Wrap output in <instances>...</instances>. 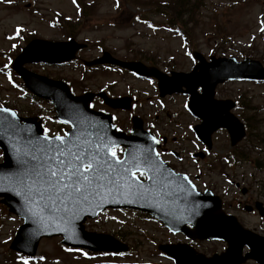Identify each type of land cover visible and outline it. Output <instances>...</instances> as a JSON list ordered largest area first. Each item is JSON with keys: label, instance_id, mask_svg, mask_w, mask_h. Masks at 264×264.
<instances>
[{"label": "rangeland", "instance_id": "obj_1", "mask_svg": "<svg viewBox=\"0 0 264 264\" xmlns=\"http://www.w3.org/2000/svg\"><path fill=\"white\" fill-rule=\"evenodd\" d=\"M78 1L82 10L72 0H2L0 3V106L14 110L22 117H44L42 123L51 131L49 134L59 130L51 119L54 116L51 106L29 101L15 84V80H19L12 78L13 85L8 79L10 74L6 65L9 57L16 47L23 45L22 38L27 32L32 35L30 37L49 41H62L71 34L78 42L87 44L88 49L79 55L83 60L98 57L106 50L118 59L138 60L165 73L189 72L193 65L189 49L200 52L206 59L213 55L242 60L246 55L264 65V0H183L185 2L179 7L175 0H120L119 8H116L115 0ZM162 12L166 14L162 15ZM54 13L67 18L70 30L50 26ZM168 21L181 27L189 43H183L168 31L164 25ZM19 35H22L21 39ZM27 67L37 74L68 81L75 94L98 92L109 84L112 85L108 88L112 95H131L135 108L128 112L110 111L101 106L99 100L94 102V108L111 113L115 125L125 132L130 128V116L140 117L146 127L166 138L164 148L167 152L210 153L209 158L199 164H193L186 155L183 164H179L188 174L198 177L196 184L200 189L212 188L219 194L223 186L226 187L224 176L231 175L247 190L241 199L250 203L252 198L264 204V146L254 148L253 144H246L251 137L242 141L232 151L244 153L248 161L230 169L220 158L230 152L227 133H213L211 148L206 151L189 129V125H196L199 121L188 114L184 96L160 99L155 82L114 71L83 73L75 65ZM215 97L234 101L233 114L248 119L264 140V84L229 82L217 87ZM214 155L218 157L217 163L207 164V160L212 162L211 156ZM235 213L244 227L264 231V220H259L257 215H248L241 210ZM19 225L20 221L0 204V264L22 262L8 261L13 258L8 249L9 240ZM85 227L90 232L121 235L123 242L134 250L133 256L126 259L132 264H171L162 256L153 254L157 243L168 242L173 237L159 224L140 215L108 212L97 220L88 221ZM199 248L203 253H216L221 244L205 243ZM61 249L59 238L41 240L37 249L39 260L34 264L124 263L122 259L112 257L87 261L76 253H65ZM41 256L44 259H40Z\"/></svg>", "mask_w": 264, "mask_h": 264}, {"label": "water", "instance_id": "obj_2", "mask_svg": "<svg viewBox=\"0 0 264 264\" xmlns=\"http://www.w3.org/2000/svg\"><path fill=\"white\" fill-rule=\"evenodd\" d=\"M69 45H72L69 52V56L62 57L61 59H55L46 54H51L50 50L69 49ZM77 46L72 43L69 44H55L44 41H35L30 44V47L24 50L15 63L14 69L18 72L21 78L25 81L26 86L34 91L36 82L41 79L32 74H29L25 70H22L21 65L26 62H61L69 60ZM61 51V50H59ZM195 56L199 59L200 63L194 67L189 74H172L171 79H167L162 74H159L154 69H148L140 64L130 63L121 64L130 70H134L139 74L146 76H156L159 79V87L161 96L165 94L164 87L167 80L177 81V87L173 91H181L180 87L186 88V93L190 95L189 108L191 112L200 117L203 122L196 127V133L200 139L209 144L210 134L219 127L226 128L233 142H236L243 136L242 126L237 120L228 114V110L232 107L229 102L219 103L212 100L213 90L216 84L228 79L229 75L234 73L229 70L237 71L240 75L251 76L258 79H264V70L260 68L257 62L246 60L242 63H236L233 59H212L211 63H205L200 56ZM102 62L115 61L106 59ZM116 63V62H115ZM246 67H251L258 71L257 73L248 74ZM197 70H199L197 72ZM29 78H31L29 80ZM33 81V82H31ZM48 82V81H47ZM50 85L56 87V90L62 92L63 97L68 99L70 103L77 104L80 107L83 115L88 114L86 107L90 101V95H85L80 98L71 97L68 93V89L61 83L50 82ZM201 87L202 93L198 95L196 88ZM54 90V89H52ZM171 92V91H169ZM57 112L61 113L60 109L63 108L62 102L56 99H52ZM112 102L110 100H107ZM8 111H0V147L4 151V162L0 165V187L9 188L7 177L18 170L16 164V146L19 149H24L29 144V141L33 143L39 142L40 144L46 143L42 137H40V129L38 123L34 120H23L16 116L9 115ZM82 118H85L82 116ZM106 122H109L108 116H101ZM20 122L25 123L20 126ZM72 124L75 127L79 126V121L74 120ZM105 133L106 137L108 132L111 131V127L107 126ZM135 130L139 131V125L134 127V135L131 137H124L122 134L114 135L119 137L121 142L127 144L129 153L127 158L132 156L141 157L145 152H152L150 146H142L137 142L135 136ZM74 132L70 136L74 137ZM123 139L130 142H124ZM163 172L166 180V186L161 189L160 186L153 185L149 180L144 182V187L148 189L147 193L138 195L135 193H129L127 189L122 191H114L111 194L104 193L101 196L93 198L86 204L76 208L66 218L60 220H52L50 217L45 216L43 220L40 217H32L25 211L24 203L21 197L15 195L13 191H0V197H3L1 201L9 207V211L18 214L24 219V225L19 228L17 236L12 243V249L21 251L23 253L33 255L36 251L37 243L43 236L61 235L64 238V242H70L69 237L76 245L84 246L85 243L93 241L105 240L107 243L112 241L104 236H95L93 234H87L83 231L82 222L86 217H94L98 211L105 207H132L145 210L148 212H162L170 216L165 223L169 226H183L185 222H192L195 227L194 232H189L183 227L181 230L191 238H213L220 237L228 243V249L225 254L214 256L210 259L203 258L200 255H195L192 251L187 254L174 253L166 251L168 254L175 258L177 264H240L244 261L240 257L241 249L243 245H247L251 252L246 255L245 258L255 259L260 264H264V238H260L248 231L243 230L232 217H225L220 210V202L216 198L209 196H200L195 199L193 196V188L186 181L174 176L166 169H160ZM158 174V173H157ZM143 192V190H141ZM167 193V194H164ZM183 214V219L180 218ZM190 215V216H189ZM197 216V219L193 221V218ZM193 217V218H192ZM200 234L198 237L197 235ZM114 246H105V249L121 248L112 242ZM124 248V247H123Z\"/></svg>", "mask_w": 264, "mask_h": 264}, {"label": "snow or ice", "instance_id": "obj_3", "mask_svg": "<svg viewBox=\"0 0 264 264\" xmlns=\"http://www.w3.org/2000/svg\"><path fill=\"white\" fill-rule=\"evenodd\" d=\"M43 140L46 143L29 141L24 149L17 150L18 170L7 177L11 187H0V191H13L21 197L25 211L32 217L64 219L93 198L124 189L143 195L148 189L138 176L145 177L146 172L153 185L161 189L166 186L164 174L159 171L162 165L150 152L124 158L103 133L95 140L67 133L64 137L44 136Z\"/></svg>", "mask_w": 264, "mask_h": 264}]
</instances>
